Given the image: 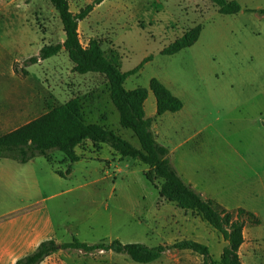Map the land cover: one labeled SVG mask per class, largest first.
<instances>
[{"label": "rangeland", "instance_id": "374dc122", "mask_svg": "<svg viewBox=\"0 0 264 264\" xmlns=\"http://www.w3.org/2000/svg\"><path fill=\"white\" fill-rule=\"evenodd\" d=\"M93 1L70 0L71 9L79 12ZM238 1L243 10L222 14L212 0H103L81 21L79 33L84 45L97 39L104 50L115 51L123 71L153 55L127 79L126 88H149L151 78L157 77L182 99L180 111L151 117L155 137L169 148L182 178L204 197L234 215L240 207L256 214L257 220L246 222L241 257L245 264H264V0ZM198 25L202 31L195 44L173 55L161 53ZM64 36L50 0H0V89L4 98L20 100L28 95L34 109L27 121L45 113L49 105L77 97L88 122L106 125L139 146L134 133L120 124L106 76L75 72L65 50L25 67V59ZM23 69L30 74L25 75ZM152 102L156 112L153 92L149 114ZM99 147L86 141L78 152L99 170L100 178L108 176L105 170L111 177L98 186L74 191L73 185L88 180V173L78 164L76 174L62 187L63 194L50 201L53 214L66 218L61 228L66 237L60 243L76 237L88 244L119 239L155 247L194 239L208 245L214 259L220 260L227 244L220 232L195 211L163 198L162 180L154 178L148 165L131 157L104 160L107 150ZM51 158L55 169L66 172L70 162L62 152L53 151ZM96 170L91 173L93 179ZM52 261L204 264V256L189 249H169L152 263H139L114 251L67 249Z\"/></svg>", "mask_w": 264, "mask_h": 264}, {"label": "trees", "instance_id": "16d2710c", "mask_svg": "<svg viewBox=\"0 0 264 264\" xmlns=\"http://www.w3.org/2000/svg\"><path fill=\"white\" fill-rule=\"evenodd\" d=\"M57 10L65 31V40L58 43L44 44L37 55L24 60L25 67L41 60L51 58L65 50L73 62V70L80 74L100 73L109 82L110 97L120 116V124L130 129L139 141L133 145L113 129L98 122H88L79 98L70 99L64 104L49 105L48 110L36 118L20 125L16 129L0 135V158H10L20 163H27L36 157H45L52 161L51 153L62 152L70 164L66 170L56 169L65 177L73 168V163L80 159L76 148L87 140L94 146L102 143L110 145L121 159L131 157L148 165L154 178L161 179L160 194L166 200L175 203L184 210H193L204 221L220 232L227 241L220 260L214 259L210 247L194 239H182L173 244L151 247L145 243H124L119 239L109 244H88L74 237L71 242L62 243L63 249H80L85 252L93 250L114 251L127 254L139 263H152L169 249H189L204 256V264H244L240 248L245 241L244 229L247 221L257 220L256 215L239 208L234 215L228 209L218 205L213 199L205 198L188 184L173 166L169 148L160 143L152 129L153 118L145 111V102L152 91L157 103V116L166 112L180 111L184 103L160 79L151 78L149 88L137 87L127 89V79L136 74L153 55H149L135 68L123 71L120 57L115 51H106L97 39H91L85 46L80 38L79 24L103 0H94L79 12L71 9L70 0H50ZM219 6L222 14H236L243 10L238 0H212ZM264 13V9H261ZM200 25L186 32L166 46L161 53L173 55L190 47L199 39ZM15 71L20 72L18 65ZM23 73L28 75L27 69ZM55 240L42 242L31 254L17 261L16 264H37L46 256L58 250Z\"/></svg>", "mask_w": 264, "mask_h": 264}, {"label": "crops", "instance_id": "0c3cea01", "mask_svg": "<svg viewBox=\"0 0 264 264\" xmlns=\"http://www.w3.org/2000/svg\"><path fill=\"white\" fill-rule=\"evenodd\" d=\"M64 40L65 36L60 42ZM61 52L53 57L60 55ZM48 59L41 60L36 64ZM28 72L30 74V71ZM3 91L0 89V135L10 132L32 120L25 121L34 109V102L28 95L24 99L20 98V100L14 97L4 98ZM151 98L152 92L150 91L145 102V111L148 117L157 115V103L156 112L153 102L151 103L152 114H149L147 111V105ZM98 146H100L99 149L101 151L107 150L104 160H113L115 156H119V159H121L120 155L110 145L102 143ZM94 147L96 148V146ZM76 151L80 159L73 163L71 172L65 177L58 174L51 161L42 156L33 158L27 163H20L10 158H0V264H16L18 260L33 253L42 242L51 239L55 240L59 245L58 250L49 254L37 264H62L52 261V258L67 250L61 248L60 245L62 243L59 240L62 237H66V233L61 231V228L66 226V218L53 214L50 201L53 197L58 198L63 194L62 187L76 174L78 164L83 165L81 166L88 173V180L86 184L79 183L75 186L73 185L71 189L74 191L83 188V186H98L111 177L109 170H105L104 172L108 176L100 178L99 170L86 163V159L81 157L78 152V147ZM94 162L97 161L94 160ZM94 169L97 170L94 171L96 177L93 179L91 178V173ZM114 187L115 182L113 181L112 188ZM60 214L62 215V213Z\"/></svg>", "mask_w": 264, "mask_h": 264}]
</instances>
